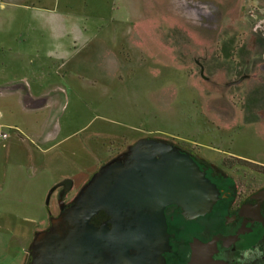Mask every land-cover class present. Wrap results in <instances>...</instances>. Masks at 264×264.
Segmentation results:
<instances>
[{
  "label": "rangeland",
  "instance_id": "rangeland-1",
  "mask_svg": "<svg viewBox=\"0 0 264 264\" xmlns=\"http://www.w3.org/2000/svg\"><path fill=\"white\" fill-rule=\"evenodd\" d=\"M37 3L99 31L101 53L116 51L121 62H95L88 66L94 73L62 81L66 157L78 156L74 150L84 153L82 144L88 143L87 165L93 157L104 161L110 152L115 157L127 144L155 137L197 144L205 160L222 168L230 155L264 164V126L243 118L245 111L247 118L257 116L255 106L264 108V0ZM230 38L234 52L229 47L231 56L220 55L219 46ZM224 170L242 188L264 183V173L249 168ZM0 196V264H19L26 261V242L16 238L41 228L29 220L12 223L11 213L22 209L14 193Z\"/></svg>",
  "mask_w": 264,
  "mask_h": 264
},
{
  "label": "crops",
  "instance_id": "crops-1",
  "mask_svg": "<svg viewBox=\"0 0 264 264\" xmlns=\"http://www.w3.org/2000/svg\"><path fill=\"white\" fill-rule=\"evenodd\" d=\"M49 1L51 4L56 0ZM37 2L42 0H0V130L9 133L8 137L0 138V193H14L13 201L22 209L20 213H11L12 223L29 220L36 229H42L59 212L60 191L65 187L61 183L69 182L62 191L78 192L116 153H108L104 161L93 157L85 165L92 148L83 142L87 155L74 150L73 154L78 156H65L68 152L61 146L65 137L60 139L59 118L60 102L67 89L62 81L91 72L88 66L95 62L110 65L121 62L116 51L101 53L99 31L80 24L75 15ZM254 109L257 116L251 118L242 109L243 118L248 124L263 127L264 108ZM17 231L25 233L23 229ZM37 232L15 237L26 242L25 258Z\"/></svg>",
  "mask_w": 264,
  "mask_h": 264
},
{
  "label": "water",
  "instance_id": "water-1",
  "mask_svg": "<svg viewBox=\"0 0 264 264\" xmlns=\"http://www.w3.org/2000/svg\"><path fill=\"white\" fill-rule=\"evenodd\" d=\"M127 148L122 157L101 165L58 217L67 231L53 224L37 233L32 264H97L98 258L110 263L108 253L123 264H153L164 249L159 244L167 241L168 205L193 219L219 199L216 183L178 145L143 137ZM100 211L109 218L96 227L91 220ZM131 249L136 254H129Z\"/></svg>",
  "mask_w": 264,
  "mask_h": 264
},
{
  "label": "flooded vegetation",
  "instance_id": "flooded-vegetation-1",
  "mask_svg": "<svg viewBox=\"0 0 264 264\" xmlns=\"http://www.w3.org/2000/svg\"><path fill=\"white\" fill-rule=\"evenodd\" d=\"M167 141L191 153L200 167L206 170L207 176L216 183L220 196L209 212L193 219L186 218L182 209L175 204L165 208L167 241L166 244H159L158 248L164 249L160 256L155 257L153 264H264V183L251 182L242 188L229 178L224 168L210 163L176 141ZM131 144L103 164L122 157ZM62 189L59 212L53 215L55 222L50 220L40 231L50 229L53 224L67 231V223L58 217L73 202L77 192ZM108 218L106 214L105 218L101 217L93 223L101 227ZM107 225L112 227L111 223ZM37 233L29 244L24 264H32ZM129 254L134 255L136 251L131 249ZM107 255L111 258L110 263L98 258L97 264H123V261L119 263L112 258L111 253Z\"/></svg>",
  "mask_w": 264,
  "mask_h": 264
},
{
  "label": "trees",
  "instance_id": "trees-1",
  "mask_svg": "<svg viewBox=\"0 0 264 264\" xmlns=\"http://www.w3.org/2000/svg\"><path fill=\"white\" fill-rule=\"evenodd\" d=\"M229 47H231L232 52L233 51V46H232V39H228V40H224V42L219 46V49L217 50V52L221 55H225L226 56H231L229 52L230 50ZM244 45L242 46L241 49H243ZM183 146H186L187 148H189L192 151H195L196 153L202 155V151L199 148V145H192L189 143H182ZM222 165L223 168H230V167H245V168H249L253 171H258L261 173H264V165L251 161V160H247L245 158L242 157H238V156H233L230 155L228 157H225L224 160L222 161ZM105 218L106 217V213L104 211H100L98 214H96L93 218H92V222H96L99 218Z\"/></svg>",
  "mask_w": 264,
  "mask_h": 264
},
{
  "label": "built area",
  "instance_id": "built-area-1",
  "mask_svg": "<svg viewBox=\"0 0 264 264\" xmlns=\"http://www.w3.org/2000/svg\"><path fill=\"white\" fill-rule=\"evenodd\" d=\"M8 136H9V133L8 132H5V131L0 130V138H6Z\"/></svg>",
  "mask_w": 264,
  "mask_h": 264
}]
</instances>
